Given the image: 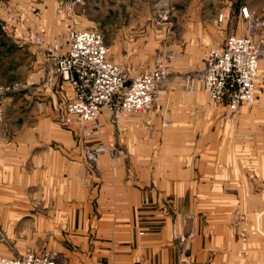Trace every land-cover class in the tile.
Listing matches in <instances>:
<instances>
[{
  "label": "crops",
  "instance_id": "0c3cea01",
  "mask_svg": "<svg viewBox=\"0 0 264 264\" xmlns=\"http://www.w3.org/2000/svg\"><path fill=\"white\" fill-rule=\"evenodd\" d=\"M74 1L48 0L44 12ZM80 1H91V8L78 5L75 15L168 12L165 24L148 26L147 46L180 57L155 111L117 123L101 112L102 129L91 142L119 155L98 156L94 174L76 124L65 123L69 84L55 79L44 85L42 50L49 44L39 54L30 50L32 68L20 76L26 88L6 95L0 123V255L33 251L16 244L19 253L8 249L4 236L9 242L49 237V247L67 264H264V59L254 103L233 115L196 82L186 88V75L202 68L209 50L244 33L241 9L264 19V0ZM223 12L230 15L220 23ZM119 38L122 53L112 60L129 65L147 59L130 56L128 27ZM8 209L14 225L26 221L34 228L11 233L6 224L5 233Z\"/></svg>",
  "mask_w": 264,
  "mask_h": 264
},
{
  "label": "built area",
  "instance_id": "2783aa9c",
  "mask_svg": "<svg viewBox=\"0 0 264 264\" xmlns=\"http://www.w3.org/2000/svg\"><path fill=\"white\" fill-rule=\"evenodd\" d=\"M69 2L66 13L73 11L75 2ZM244 18L245 35H230L220 49L209 50L200 71L187 76L194 80L214 104L225 103L230 114H235L242 106H250L255 101L254 90L259 65L264 59V40L258 38L264 26L263 18H253L245 8L239 12ZM168 12L160 11L154 19L156 26L166 22ZM229 17V12L220 13L218 22ZM162 25V24H161ZM35 44H42L40 30ZM67 51L58 52V46L45 50L42 64L45 87L52 86L56 78L67 82L73 93L63 107L65 123H75L79 138L89 143L84 155L92 173L98 156L106 153L118 154L91 140L102 129L99 122L101 112L107 111L112 122L124 120L130 114H145L156 110L160 93L167 80L168 64L179 59V52L162 51L155 55L152 70L129 78L122 66L108 60V49L103 35L98 29L69 30L66 36ZM26 87L20 83L4 85L0 82V123L4 120V101L8 93H19ZM169 124V122H166ZM125 157V154H122ZM190 236L180 237L186 242ZM42 259H35L32 253L24 258L6 259L0 256V264H67L66 260L47 253Z\"/></svg>",
  "mask_w": 264,
  "mask_h": 264
},
{
  "label": "rangeland",
  "instance_id": "374dc122",
  "mask_svg": "<svg viewBox=\"0 0 264 264\" xmlns=\"http://www.w3.org/2000/svg\"><path fill=\"white\" fill-rule=\"evenodd\" d=\"M47 2L48 0H0V82L3 81L4 83L9 84L13 82H22L20 76H23L24 72H26L27 74L28 70L32 68L31 63L33 60L30 51L32 48L35 49L36 47V53L39 54L42 50V45L46 43L49 44V47L58 46V52L60 53L66 52V36L69 30L79 31L90 30L93 28L100 30L103 35L104 43L108 49L109 62L118 64L125 68L128 77L130 73L134 76L141 70H143V72L152 70V68L154 67L155 55L159 52L167 51L166 49H157L155 47H152V49L151 47L147 46L149 37L153 35V32L149 31L151 27L148 30V26H152V24L153 26H156L154 23V19L157 18L159 12H80L79 14L75 15L74 11L78 7V5L84 3V5L80 6L79 8L81 10L84 9L85 11H89L92 2H75L76 4L75 6L73 5V11L71 13H66L65 11V8L69 2L64 3L62 7L60 6V8L58 6L57 9H60L59 12H44V9H47ZM56 3L58 4V0H56ZM169 18L170 16H168L167 20H169ZM161 24L163 25L165 24V22H162ZM161 24L160 26H162ZM126 27H128V43L130 46H132L130 56L134 57L135 55L138 56L146 54L147 59L141 57L136 60V63L129 65L119 63L118 61H114L111 59V55H114V53L116 55L122 53V50L120 48V46L122 45L119 43V37L121 32L124 31ZM263 28L264 26L258 32V38L260 39H262L260 36L264 35H262L261 32ZM40 30H44L43 36L40 37V40H42L43 43L35 44L34 39L36 37H39ZM243 35H245V31L242 35L237 36ZM49 36L51 37V39ZM60 45L65 46L64 51L61 49ZM110 45L115 48L111 49ZM48 46L45 50L48 49ZM133 46H136V48ZM42 52L45 53V57L46 52L44 50H42ZM177 60H174L168 64L166 68L167 80L163 88L172 78V75H170L171 64L173 62H176ZM260 69L261 66L259 65L258 72H260ZM196 72L198 71L190 72L186 76L193 75ZM56 80L62 81L60 78H56ZM193 82L195 81L190 79V85H188L186 88L191 89V83ZM200 88L202 87L200 86ZM81 142L84 146L85 155L86 148L88 147L89 143H85V141L83 140ZM11 210H5L6 214L4 216L5 221L3 226L5 233H8L6 224L11 226V233H13L14 230H20L26 225L29 226V231L34 228L31 227L30 224L26 221H21L20 223L14 225L15 221L12 215L9 214V211ZM35 211L36 209L33 210V212ZM238 216L239 215H235L234 218L237 220ZM10 235L11 234L8 235V238L10 237ZM48 239L49 237H38L35 241L29 238H25L16 242L10 240L12 242L11 243L4 236L5 244L7 243L6 247L8 249H13L16 252L17 248L16 250L12 248L14 244H16L19 246L23 245V248L25 250L30 246L28 249H32L33 251H25L26 253L24 252V254L22 255L11 256L4 254V256H2V254L0 256L6 259H20L32 253L35 259H42L46 255H48L47 253H55L56 257L61 260H65V258L59 252L53 249V247H49Z\"/></svg>",
  "mask_w": 264,
  "mask_h": 264
}]
</instances>
